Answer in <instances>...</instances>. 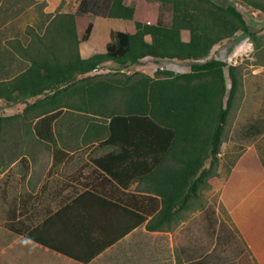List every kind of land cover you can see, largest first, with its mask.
<instances>
[{
    "label": "crops",
    "instance_id": "0c3cea01",
    "mask_svg": "<svg viewBox=\"0 0 264 264\" xmlns=\"http://www.w3.org/2000/svg\"><path fill=\"white\" fill-rule=\"evenodd\" d=\"M37 41L0 58V81L32 66L29 45ZM80 54L91 57L81 46ZM239 80L219 154L220 161L235 160L210 182L220 195L216 211L199 197L187 208L176 206L159 230L148 229L155 214L137 225L139 206L146 212L149 197L162 202L153 194L156 181L130 183L128 173L120 180L126 187L112 178L108 171L125 174L130 163L110 160L122 153L72 132L88 127L87 114L55 123L57 150L36 135L34 110L25 112L41 97L17 104L0 99V264H234L230 229L244 247L236 263L264 264V64L239 72ZM221 208L229 230L220 229V217L219 228L211 223Z\"/></svg>",
    "mask_w": 264,
    "mask_h": 264
},
{
    "label": "trees",
    "instance_id": "16d2710c",
    "mask_svg": "<svg viewBox=\"0 0 264 264\" xmlns=\"http://www.w3.org/2000/svg\"><path fill=\"white\" fill-rule=\"evenodd\" d=\"M147 1L170 9L171 23L137 21L134 33L112 31L106 51L87 59L81 57L80 44L89 40L94 24H88L80 39L75 14L55 17L45 34L29 45L30 50L35 49L32 66L17 77L0 81V99L17 104L41 97L25 112L34 110L39 119L36 135L57 150L55 123L66 114L65 109L87 114L88 127L78 125L72 132L90 136L99 148L122 153L110 160L130 163L125 174L108 171L112 178L121 182L129 173L130 183L150 176L156 181L153 194L162 202L149 197L152 204L146 212L139 206L137 225L155 214L148 229L159 230L170 221L176 206L187 208L217 177L219 154L241 83L240 68L209 59L212 50L239 32L246 34L256 49L261 44L232 4ZM236 1L264 13V0ZM109 2V18L134 20V6L126 5L125 0ZM184 32L189 33L188 41L183 40ZM146 59L192 65L181 74L159 69L154 76L141 72L89 76L108 63L127 69Z\"/></svg>",
    "mask_w": 264,
    "mask_h": 264
},
{
    "label": "rangeland",
    "instance_id": "374dc122",
    "mask_svg": "<svg viewBox=\"0 0 264 264\" xmlns=\"http://www.w3.org/2000/svg\"><path fill=\"white\" fill-rule=\"evenodd\" d=\"M214 1L221 4L234 5L244 15L250 30L258 34L261 45L256 49L252 40L246 34L239 32L231 39L223 41L214 47L209 59L215 58L226 62L230 66H238L240 68L239 72L242 73L250 70L252 64H264V13L246 7L236 0ZM125 4L134 6L136 9L133 21L109 18L107 16L110 6L109 0H86L84 4H82V0H0V58L6 56L11 51H16L20 43H24L26 46L31 40L38 39V36H43L49 23L55 17L63 14H75L77 16L76 27L80 39H82L88 24H94L89 40L87 42H81L80 45L86 56L104 53L110 41V33L112 31L134 33L135 22L137 21L156 24L161 20L166 25L171 23V10L165 9L157 1L125 0ZM182 37L183 40L188 41L189 33L184 32ZM150 40L148 37V41ZM249 56L253 57V60H249ZM166 63V61L146 59L138 65L130 66L127 69H123L114 63H108L102 66L100 71L89 74V76L116 72L127 75L141 72L154 76L157 70L166 67ZM174 64L176 65L175 70L172 71L176 73L189 71L191 65L190 63L179 62H175ZM226 73L228 77V68L226 69ZM228 89H231L229 77ZM70 114L77 115L76 117H84L81 113L72 111L66 112L65 116L70 117ZM60 126L58 125L57 128L59 129ZM223 159L221 161L219 159L218 169L221 166L224 169L231 161L235 160L234 157L228 158L227 156ZM219 196V194L211 192L209 185L201 192L200 198L209 205L210 212L213 213L218 207ZM220 211L218 217L215 214H211V223L216 228H219L217 226L220 217L222 221V227L220 229L222 231L224 229L229 230L230 221L228 220V216L222 208ZM230 231L233 238L232 261L234 264H237L236 261L241 257L244 247L235 231L233 229H230Z\"/></svg>",
    "mask_w": 264,
    "mask_h": 264
},
{
    "label": "built area",
    "instance_id": "2783aa9c",
    "mask_svg": "<svg viewBox=\"0 0 264 264\" xmlns=\"http://www.w3.org/2000/svg\"><path fill=\"white\" fill-rule=\"evenodd\" d=\"M167 63H166V67L165 68H161L162 70H170V71H172V70H175V62H172V61H166ZM191 64V63H190ZM192 65V64H191ZM191 65H190V67H189V70L191 69ZM173 72H175V71H173ZM188 72V71H187ZM185 73V72H184Z\"/></svg>",
    "mask_w": 264,
    "mask_h": 264
},
{
    "label": "clouds",
    "instance_id": "9594fccd",
    "mask_svg": "<svg viewBox=\"0 0 264 264\" xmlns=\"http://www.w3.org/2000/svg\"><path fill=\"white\" fill-rule=\"evenodd\" d=\"M186 73V72H185ZM181 74V73H180Z\"/></svg>",
    "mask_w": 264,
    "mask_h": 264
}]
</instances>
